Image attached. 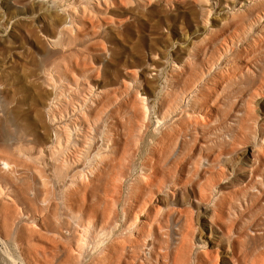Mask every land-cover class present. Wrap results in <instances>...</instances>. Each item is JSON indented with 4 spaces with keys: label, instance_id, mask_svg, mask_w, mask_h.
<instances>
[{
    "label": "rangeland",
    "instance_id": "obj_1",
    "mask_svg": "<svg viewBox=\"0 0 264 264\" xmlns=\"http://www.w3.org/2000/svg\"><path fill=\"white\" fill-rule=\"evenodd\" d=\"M13 115L0 264H264V0H0Z\"/></svg>",
    "mask_w": 264,
    "mask_h": 264
},
{
    "label": "bare ground",
    "instance_id": "obj_2",
    "mask_svg": "<svg viewBox=\"0 0 264 264\" xmlns=\"http://www.w3.org/2000/svg\"><path fill=\"white\" fill-rule=\"evenodd\" d=\"M18 116L13 115L9 116L4 125L0 127V143L3 145L1 148V154L9 155V156H14L16 155L15 152L11 153L9 150L12 148V141L14 143H18L19 141H24L27 136L29 135L28 133H25L24 131L17 130L16 128L13 129L11 128L12 125H18ZM13 143V144H14ZM2 164L4 166L8 167L9 163L7 161H2ZM0 194H2V190L0 189ZM87 242L86 238H83L82 236L79 239V246L80 248L85 245Z\"/></svg>",
    "mask_w": 264,
    "mask_h": 264
}]
</instances>
